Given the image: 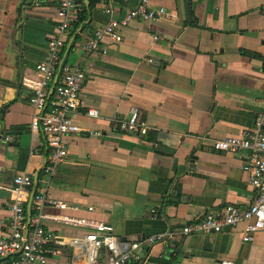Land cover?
I'll list each match as a JSON object with an SVG mask.
<instances>
[{"label":"crops","instance_id":"1","mask_svg":"<svg viewBox=\"0 0 264 264\" xmlns=\"http://www.w3.org/2000/svg\"><path fill=\"white\" fill-rule=\"evenodd\" d=\"M77 3L82 21L71 23L63 57L84 71L81 94L100 115L73 116L82 130L65 137L67 156L46 195L69 205L61 213L104 221L130 241L170 232L163 241L141 244L143 264H264V231L249 242L241 239L242 225L217 234H178L208 209L247 207L254 197L243 157L209 142L239 136L264 107V0H149L150 8L164 7L173 16L135 18L121 28L119 43L105 40L95 51L83 48L93 31L140 0ZM57 24L51 0H0V186L23 172L32 175L35 192L47 185V153L42 135L29 128L32 90L23 80L46 58ZM134 107L146 134L113 131L112 118L125 119ZM9 199L0 188V238L7 234ZM45 224L66 242L82 234ZM55 249L49 264H84L70 244Z\"/></svg>","mask_w":264,"mask_h":264},{"label":"built area","instance_id":"2","mask_svg":"<svg viewBox=\"0 0 264 264\" xmlns=\"http://www.w3.org/2000/svg\"><path fill=\"white\" fill-rule=\"evenodd\" d=\"M34 1L39 5L49 0ZM51 1L56 6V33L48 40L46 58L36 65L33 77L23 80V85L32 90L28 101L34 113L29 128L32 133L42 135L47 153L44 169L47 185L35 192L32 175L23 172L15 175L10 185L0 186L10 194L7 234L0 238V259L11 257V264H49L50 255L58 252L55 247L70 244L81 252L84 264H143L139 253L141 244L163 241L171 235L170 232L148 236L142 242L130 241L117 235L104 221L61 213L69 209V205L46 195L51 176L67 156L65 137L82 130L74 123L73 116L83 113L97 118L100 115L98 109L87 106L81 94L86 78L84 71L78 66H70L63 57L71 23L78 19L79 5L76 0ZM105 12L111 14L112 7H106ZM172 16L164 7L153 9L149 7V0H140L121 19L110 18L106 25L96 28L83 43V48L86 51L102 49L105 40L119 43L122 40L121 28L135 18L151 21L170 19ZM153 39L158 40L159 37L153 35ZM148 61L159 65L154 58ZM111 121L116 132L143 136L148 129L146 123L139 119L137 107L130 110L127 118H112ZM87 134L100 136L101 132L88 130ZM4 139L8 141L10 137L5 136ZM209 144L216 151L243 157L242 170L254 189V197L247 207L225 204L208 209L199 219L184 224L178 234H217L242 225V241H252L257 232L264 231V107L256 113L251 128L242 131L239 136L213 139ZM29 200L32 214L28 219ZM45 222L80 229L82 234L71 236L66 242ZM221 263L233 264L229 261Z\"/></svg>","mask_w":264,"mask_h":264},{"label":"water","instance_id":"3","mask_svg":"<svg viewBox=\"0 0 264 264\" xmlns=\"http://www.w3.org/2000/svg\"><path fill=\"white\" fill-rule=\"evenodd\" d=\"M189 167H193L192 163H189ZM30 218V214L28 213V219Z\"/></svg>","mask_w":264,"mask_h":264},{"label":"trees","instance_id":"4","mask_svg":"<svg viewBox=\"0 0 264 264\" xmlns=\"http://www.w3.org/2000/svg\"><path fill=\"white\" fill-rule=\"evenodd\" d=\"M77 2H79L80 0H76ZM82 21V19L79 17L78 22Z\"/></svg>","mask_w":264,"mask_h":264}]
</instances>
